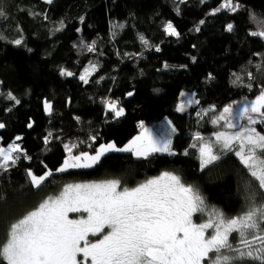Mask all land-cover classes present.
<instances>
[{
    "label": "trees",
    "instance_id": "trees-1",
    "mask_svg": "<svg viewBox=\"0 0 264 264\" xmlns=\"http://www.w3.org/2000/svg\"><path fill=\"white\" fill-rule=\"evenodd\" d=\"M234 2L241 5L238 11L213 15L223 0H0V123L6 125L0 146L21 136L15 142L31 157L0 171V243L12 223L70 183L119 179L122 186L133 187L170 171L197 187L206 204L227 217L248 207L245 189L258 192V185L234 151L201 170L199 151L191 147L196 133L207 137L228 130L223 121L215 126L211 119L225 107L251 103L264 88V38L251 35L264 30V0ZM168 22L181 33L179 38L167 35ZM228 23L234 25L232 32L226 31ZM16 39L22 44L12 43ZM93 65L96 70L86 84L79 76ZM61 69L75 75L62 76ZM185 91L199 103L180 113ZM8 92L21 103L7 99ZM46 99L53 105L51 115L44 110ZM113 99L125 111L119 119L102 102ZM140 122L160 136L169 127L176 154L138 159L113 153L93 168L53 174L40 188L31 184L28 170L41 175L62 165L64 144L77 145L73 154H94L110 142L122 147L141 132ZM256 199L260 202L259 192ZM194 219L203 222L206 215Z\"/></svg>",
    "mask_w": 264,
    "mask_h": 264
},
{
    "label": "snow or ice",
    "instance_id": "snow-or-ice-1",
    "mask_svg": "<svg viewBox=\"0 0 264 264\" xmlns=\"http://www.w3.org/2000/svg\"><path fill=\"white\" fill-rule=\"evenodd\" d=\"M46 2L51 4L53 0ZM240 8L234 0H223L211 14L224 9L234 13ZM3 15L0 12V16ZM199 23L202 25L204 20ZM233 30L234 25L228 23L226 31ZM195 31L199 32L200 28L196 27ZM165 32L177 38L181 35L171 22L165 25ZM251 35L264 38V30L253 31ZM0 39H3L2 35ZM139 39L148 45L142 35ZM12 43L19 46L22 39ZM94 45L95 42L89 46V51L94 50ZM156 51H160L159 47ZM95 70V65L91 69L85 68L79 79L87 84L88 76ZM60 75L71 77L75 74L61 69ZM209 78H212L211 74ZM6 98L16 105L21 103L11 92ZM105 103L115 118L125 115L124 109L118 107V101ZM193 103L199 101L187 100V105ZM44 110L49 115L53 112V105L47 99ZM177 111H185L184 102L179 104ZM233 111L231 106L225 107L221 114L211 119L214 125L224 121L223 127L233 131H216L214 139L196 133L195 140L200 142L201 170L221 158L218 151H234L257 182L260 202L256 199L258 192L246 188L248 207L235 217H227L221 210L210 208L197 187L185 183L180 175L170 171L133 187L122 186L119 179L70 183L11 224L6 241L0 243V261L4 264H239L251 260L264 264V134L253 127L264 123V88L250 104L240 109L239 119L246 120V124L234 122ZM5 127L0 123V129ZM139 127L141 132L123 147H118L115 142L100 144L94 154L87 151L73 154L77 145L64 144L67 156L56 171L93 168L112 152H129L144 159L158 153L176 154L170 136L159 137L143 122ZM171 130L175 132L174 127ZM49 136L51 133L44 137L45 145L49 143ZM22 139L15 137V141ZM90 139L95 142L97 137ZM15 141L0 146L2 172L9 171L22 159H31L26 149ZM191 147L197 148V144ZM187 154L185 151L184 155ZM27 175L31 184L40 188L52 171L37 175L28 170ZM197 214L206 215V219L197 223L194 219Z\"/></svg>",
    "mask_w": 264,
    "mask_h": 264
},
{
    "label": "rangeland",
    "instance_id": "rangeland-1",
    "mask_svg": "<svg viewBox=\"0 0 264 264\" xmlns=\"http://www.w3.org/2000/svg\"><path fill=\"white\" fill-rule=\"evenodd\" d=\"M44 1H46V0H44ZM184 94L185 95H183V98H184V100L182 101V102H184V103H186V105H185V111H186V107H188V106H193L195 103H193L192 105H187V100L188 99H192V100H195V98H194V94L192 93V92H190V91H185L184 92ZM185 98H187V100H185ZM245 104H250V103H246V102H244V103H241V104H236V105H233V106H231L232 108H233V120H234V122H236V123H238V124H246L247 123V121L246 120H241V119H239V113H240V109L241 108H243L244 107V105ZM209 109H213V107L212 108H207L206 110H205V113L207 112V113H210L208 110ZM179 112V111H178ZM180 113H184V111L183 112H180ZM222 112H219L218 113V115L219 114H221ZM47 115H49L48 113H47ZM206 115L205 114H203L202 115V118H204ZM122 117V116H121ZM121 117H119V118H121ZM118 118V119H119ZM224 122V121H223ZM225 123V122H224ZM216 126V125H215ZM253 127H255L256 129H257V131L258 132H260V133H262V134H264V132H262L261 130H260V127L261 128H263L264 129V123H257L256 125H254ZM150 130H152V132L154 133V134H156V135H158L159 137H161V138H166V137H169L170 136V138H171V141H172V149H173V141H174V139L172 138V136H171V134H170V129H169V127H167V126H165L164 128L166 129V131L164 132V136H160L156 131H155V129L154 128H151V127H148ZM1 130V129H0ZM224 131H233L232 129H228V130H224ZM213 138L214 139V137H213V134L212 135H209V136H207V137H205L206 139L207 138ZM195 144H197V148H192V149H194V150H198L199 151V143L200 142H198V141H196V142H194ZM193 143V144H194ZM119 147V146H118ZM123 147V146H122ZM113 153H129V152H112V153H108L107 155H109V154H113ZM132 154V153H131ZM158 154H168V153H158ZM217 154L218 155H223L224 154V152H217ZM106 155V156H107ZM135 156V155H134ZM105 157V156H104ZM136 157V156H135ZM137 158V157H136ZM138 159H143V158H138ZM215 162V161H214ZM213 162V163H214ZM212 164V163H211ZM211 164H209V165H211ZM208 165V166H209ZM70 170H84V169H70ZM69 170V171H70ZM66 172H68V171H66ZM63 173H65V172H63ZM53 174H61V172H58V171H56V172H52V175ZM51 175V176H52ZM50 177V176H49ZM48 177V178H49ZM47 178V179H48ZM88 183V182H87ZM73 214H70V216H72ZM209 232H211V230H209ZM91 239H95V238H91Z\"/></svg>",
    "mask_w": 264,
    "mask_h": 264
},
{
    "label": "built area",
    "instance_id": "built-area-1",
    "mask_svg": "<svg viewBox=\"0 0 264 264\" xmlns=\"http://www.w3.org/2000/svg\"><path fill=\"white\" fill-rule=\"evenodd\" d=\"M106 101H118V102H120L119 100H115V99H113V100H104V101H102L103 102V104L107 107V104L105 103ZM108 108V107H107Z\"/></svg>",
    "mask_w": 264,
    "mask_h": 264
}]
</instances>
